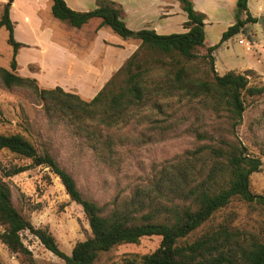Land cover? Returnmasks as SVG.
Returning <instances> with one entry per match:
<instances>
[{
    "label": "rangeland",
    "instance_id": "obj_1",
    "mask_svg": "<svg viewBox=\"0 0 264 264\" xmlns=\"http://www.w3.org/2000/svg\"><path fill=\"white\" fill-rule=\"evenodd\" d=\"M7 1L0 0V16ZM50 5V0H19L13 7L16 37L31 45L21 48L18 55L20 66L17 65L13 73L27 77L25 74L38 72L40 67L42 74H37H41L40 82H46L45 86L59 79L54 65L57 60L60 66L63 62L57 51L40 44L45 41L42 34L53 32V39L78 57L88 53L94 37L91 32L84 34L53 18ZM249 8L257 22L248 24L244 32L215 50V71L223 75L228 71L242 73L252 69L255 72L249 77V85L264 87V0H250ZM181 16L178 14L170 21L151 22L153 25L171 26L173 31L167 34L181 33ZM98 21L96 18L91 20L92 23ZM127 23L131 30L139 27ZM140 27L146 26L142 24ZM104 32L106 40L114 36L119 41L138 42L123 40L107 27ZM207 33L209 42L213 41L215 31L207 30ZM7 35L5 28H1L0 67L11 71L12 48L7 43ZM241 40L245 42L241 43ZM128 53V46L120 53L116 49L101 47L94 54L96 65L101 68L104 60L118 61ZM203 54L198 50L194 60L178 63V59L143 48L137 61L144 69V101L131 109L126 121L110 132L109 141L80 136L76 133L78 129L69 121L47 117L32 88H6L0 79V134H19L30 141L38 152H48L73 177L83 197L97 204L104 216L117 207H133L143 212L155 209L163 213L172 204L180 203L184 191L206 178L214 158L209 153L210 149L228 150L238 142L250 156L258 157L262 162L260 171L250 176L249 185L252 193L264 196V94L244 96L242 121L232 128L224 110L215 112L210 101L185 97L183 91L176 88L175 74L180 67L192 81L210 78ZM123 80L124 77H118L117 85ZM36 82L38 88L44 89ZM64 91L76 94L84 101L91 100L83 98L76 87ZM87 129H90L89 126ZM30 163V160L19 158L7 150H0V181L10 188L12 203L21 215L35 229L48 231L58 248L70 255L76 243L91 237L88 221L81 206L70 200L59 178L48 168L39 166L11 177L5 176L12 168ZM219 229H226L231 242H238L241 246L262 243L264 208L234 198L184 242L191 243ZM2 231L0 225V233ZM21 239L31 254L32 262L11 253L0 240V264H66L47 251L29 231L22 232ZM160 240L156 236L144 237L136 244L115 246L100 253L94 264H128L132 259L139 261L141 256L153 253Z\"/></svg>",
    "mask_w": 264,
    "mask_h": 264
},
{
    "label": "trees",
    "instance_id": "obj_2",
    "mask_svg": "<svg viewBox=\"0 0 264 264\" xmlns=\"http://www.w3.org/2000/svg\"><path fill=\"white\" fill-rule=\"evenodd\" d=\"M14 1H7L0 16V29L7 31V43L12 48L11 71L0 67L3 85L6 88H32L47 117L69 121L78 129L76 133L87 139L105 138V141H109L110 132L123 124L130 110L144 101V69L137 61L143 48L170 59H178V63L192 61L197 57L198 50L203 51L202 57L209 67L210 78L192 81L180 67L175 74L176 88L183 91L185 97L210 101L215 112L224 110L232 128L242 121L244 96L264 94L263 86L249 85V77L254 73L251 70L244 73L228 71L223 75L215 71L213 52L225 41L244 32L245 26L257 22L248 11V0H237L235 22L222 34L220 42L211 47L205 46L206 17L196 12L189 0H177L187 16L183 24L187 31L168 35L157 34L153 29H129L122 19V7L109 0H97L94 9L87 12L72 10L64 0H50L52 17L73 28L80 29L96 18L100 20L97 29L107 27L123 40L140 42L137 51L90 101H84L58 86L53 89L38 88L35 79L13 73L17 68L18 51L28 47L14 37V24L10 19V7ZM118 77H124L122 84L117 85ZM87 125L90 129H87ZM0 150H7L31 162L27 166L12 168L6 172V177L39 166L48 168L56 175L70 200L81 206L91 231L90 238L76 243L71 254L66 255L48 231L35 229L21 215L12 203L10 188L0 181V225L3 227L0 240L11 253L24 256L29 262H32L31 254L21 239L24 231L33 234L47 251L66 264H94L102 252L122 244H136L140 239L152 236L160 237L159 247L153 253L141 256L139 261L132 259L128 264H264V242L241 246L238 242H231L226 229L205 234L191 243L184 242L234 198L264 208V196L252 193L249 185L250 176L260 171L262 162L258 157L250 156L240 142L228 150L210 149L209 153L214 158L206 178L184 191L180 203L172 204L163 213L155 209L143 212L133 207H117L105 216L97 204L83 197L73 177L48 152H38L23 136L0 134Z\"/></svg>",
    "mask_w": 264,
    "mask_h": 264
},
{
    "label": "crops",
    "instance_id": "obj_3",
    "mask_svg": "<svg viewBox=\"0 0 264 264\" xmlns=\"http://www.w3.org/2000/svg\"><path fill=\"white\" fill-rule=\"evenodd\" d=\"M19 0H15L10 7V19L14 24V37L16 41L27 45H31L26 42H21L16 37L15 25L16 21L13 18V7L17 4ZM69 8L78 12H87L94 9L97 0H64ZM119 4L123 11V20L128 26L131 22L136 24L139 27H130L134 31L141 29H153L157 34L168 35L167 33L172 32L171 26H162L161 24L153 25L151 20H172L174 16L178 14L182 15L183 25L187 21V16L181 9V6L177 0H109ZM193 4V8L196 12L202 13L205 15L206 19L204 21V31H205V46L211 47L220 42L222 34L227 30L228 27L233 25L235 22L234 15L236 9L237 0H189ZM249 1L247 3L248 11L250 13ZM51 4V2H50ZM92 6V7H90ZM3 11V10H2ZM251 14V13H250ZM252 15V14H251ZM253 17V16H252ZM254 18V17H253ZM92 20V19H91ZM91 20L85 24L79 31L82 33H93L94 37L91 41V46L88 53L83 57H78L74 52H71L66 48L65 45H61L53 39V32L47 33L44 32L42 36H45V41L41 42V45L51 47L57 51L58 57L63 62L62 65H59V60L56 61L54 65V70L58 80L52 81L50 86H45L41 79V68L39 67L38 72L30 73L25 76L33 78L39 82L41 87L44 89L61 87L64 90H70L72 88L78 90L77 92L85 99H92L100 90V88L111 78L113 73L120 67L123 62L128 59L139 47L140 42H129V41H119L114 38V36H109L108 39L103 38L105 34L104 29L106 27L98 28L100 20L98 22H91ZM147 21V22H146ZM144 22V23H143ZM149 22V23H148ZM146 27H140L142 24ZM141 24V25H139ZM91 25V26H89ZM135 26V25H131ZM216 27V28H215ZM246 27V26H245ZM208 28V29H207ZM245 29V28H244ZM207 30L215 31V39L209 42ZM187 30L182 27V32L184 33ZM42 33V32H41ZM214 34V33H213ZM129 43V44H128ZM65 46V47H64ZM129 47V53L127 56L122 59L113 60L109 62L104 60L102 67L96 65L97 57L94 56L95 52H98L102 48H111L116 49L118 53L125 47ZM221 46V45H220ZM100 48L98 51L97 49ZM21 50V49H20ZM16 57L17 65L18 55ZM215 52V51H214ZM213 52V53H214ZM58 63V64H57ZM32 63H26L25 65H30ZM20 66V65H19ZM26 68V66H25ZM216 69V68H215ZM255 72L252 69H247ZM245 70V71H247ZM244 71V72H245ZM242 72V73H244ZM37 73H41L40 75ZM218 73V72H217ZM237 73V72H236Z\"/></svg>",
    "mask_w": 264,
    "mask_h": 264
},
{
    "label": "built area",
    "instance_id": "obj_4",
    "mask_svg": "<svg viewBox=\"0 0 264 264\" xmlns=\"http://www.w3.org/2000/svg\"><path fill=\"white\" fill-rule=\"evenodd\" d=\"M240 42H241V43H244L245 41H244V40H241Z\"/></svg>",
    "mask_w": 264,
    "mask_h": 264
}]
</instances>
